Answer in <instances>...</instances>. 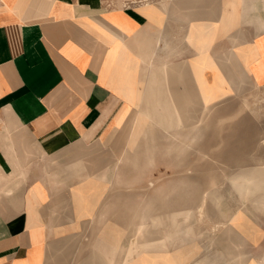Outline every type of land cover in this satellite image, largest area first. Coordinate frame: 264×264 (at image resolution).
I'll use <instances>...</instances> for the list:
<instances>
[{"label":"crops","instance_id":"1","mask_svg":"<svg viewBox=\"0 0 264 264\" xmlns=\"http://www.w3.org/2000/svg\"><path fill=\"white\" fill-rule=\"evenodd\" d=\"M252 88L264 95V0H0V264H264L247 215L264 195L232 188L230 213L215 190L217 220L203 202L142 216L125 245L106 211L111 171L154 129L181 153L208 99ZM206 219L216 250L200 256Z\"/></svg>","mask_w":264,"mask_h":264},{"label":"rangeland","instance_id":"2","mask_svg":"<svg viewBox=\"0 0 264 264\" xmlns=\"http://www.w3.org/2000/svg\"><path fill=\"white\" fill-rule=\"evenodd\" d=\"M226 94L222 92L221 97L208 99L215 104L198 113L201 120L196 131L178 130L181 135L196 136L193 142H187L189 146L184 151H175L179 149L176 141L157 128L148 135L140 150L127 153L123 162L111 171V204L106 211L110 210L112 222L117 225L121 245L126 244L130 228L142 223V216L143 222H149L162 213L186 210L195 213V208L205 202L204 213L211 220H217L212 201L216 194L205 197L213 189L217 190L224 207L230 213L236 212L243 202L233 193L230 183L245 190L258 188L250 195L243 191L240 200L264 195V95L253 88L241 94L233 90L224 97ZM237 174L241 175L230 181ZM150 181L154 183L152 189L147 187ZM245 208L251 211L249 203ZM247 215L255 224L264 226V216L255 212ZM212 226L207 219L197 226L202 234L200 256L216 250L210 241ZM224 227L214 234L222 233Z\"/></svg>","mask_w":264,"mask_h":264},{"label":"bare ground","instance_id":"3","mask_svg":"<svg viewBox=\"0 0 264 264\" xmlns=\"http://www.w3.org/2000/svg\"><path fill=\"white\" fill-rule=\"evenodd\" d=\"M141 102V101H140ZM244 104H247V101H244ZM150 125V124H149ZM146 131V130H145ZM177 131V130H176ZM147 132V131H146ZM177 133V132H176ZM144 134V133H143ZM143 134H142V139H143ZM146 134V133H145ZM170 134V133H169ZM172 135H173V133H172ZM171 135V136H172ZM145 136V135H144ZM175 136V135H174ZM182 137H184V136H182ZM187 137V136H186ZM145 138V137H144ZM188 138V137H187ZM181 139V138H180ZM179 139V140H180ZM189 139V138H188ZM190 140H192V139H190ZM182 141V140H181ZM182 144V143H181ZM180 147V146H179ZM185 148V147H184ZM184 148H181V150L182 149H184ZM184 151V150H183ZM234 184V183H233ZM233 188H235V190L239 193V195H240V197L242 198L243 197V191H246L247 193H248V195H250V194H252V193H254V192H256L257 191V189L258 188H249V189H247V190H245L244 188H242V187H238V186H236L235 184L233 185ZM215 190L216 189H213V190H211V191H209L208 193H207V195L205 196V197H209L210 195H212V194H214L215 193ZM178 201V200H177ZM205 203V202H204ZM219 203V202H218ZM260 204V203H259ZM263 206V205H262ZM202 205H200L199 207H198V210H199V213L201 212V210H202ZM204 208V207H203ZM196 209V208H195ZM198 212V211H197ZM144 217V216H143ZM197 218V217H196ZM201 218V217H200ZM148 219V218H147ZM181 220V219H180ZM184 220V219H183ZM186 220V219H185ZM141 224V223H140ZM147 224H148V222H147ZM150 225V224H149ZM136 226V225H135ZM138 227V226H137ZM190 227V226H189ZM133 229V228H132ZM167 229V228H166ZM135 230V229H134ZM171 230V229H170ZM130 231H133V230H130ZM139 231V230H138ZM144 231V230H143ZM181 231V230H180ZM134 232V231H133ZM159 232V231H158ZM171 232V231H170ZM141 233V232H140ZM153 233V232H152ZM174 233H176V232H174ZM182 233V232H181ZM172 234V233H171ZM130 235V234H129ZM136 235V234H135ZM143 235V234H142ZM145 235V234H144ZM174 235V234H173ZM107 236V235H106ZM156 236V235H155ZM168 236V235H167ZM230 236V235H229ZM133 238V237H132ZM178 238V237H177ZM217 238H219V237H217ZM140 239V238H139ZM135 240V239H134ZM171 240V239H170ZM181 240V239H180ZM130 241V240H129ZM143 241V240H142ZM146 241H148L147 239H146ZM131 242H133V241H131ZM145 242V241H144ZM109 243V242H108ZM135 243V242H134ZM170 243V242H169ZM215 243V242H214ZM133 244V243H132ZM177 244V243H176ZM170 245V244H169ZM127 246V245H126ZM218 246V245H217ZM221 246V245H220ZM123 247V246H122ZM127 248V247H126ZM125 248V249H126ZM129 248V247H128ZM132 248V247H131ZM131 248L127 251V260H128V256H130L131 254H132V251H134V250H131ZM219 248V247H218ZM122 249H124V248H122ZM243 249V248H242ZM172 250V249H171ZM121 251H124V250H121ZM120 251V252H121ZM183 251V250H182ZM241 251V250H240ZM120 252H119V254H120ZM137 252V251H136ZM173 252V251H172ZM124 253V252H123ZM218 253L220 254V252L218 251ZM122 254V253H121ZM121 254H120V256H121ZM126 254V253H125ZM185 254V253H184ZM217 254V253H216ZM124 255V254H123ZM123 255H122V259H123ZM221 255V254H220ZM156 255H154V257H155ZM162 256H164V255H162ZM179 255L177 254V256L176 257H178ZM117 257H119V256H117ZM131 257V256H130ZM181 257V256H180ZM207 257V256H206ZM217 257V256H216ZM242 257V256H241ZM126 258V257H125ZM133 258V257H132ZM165 258V257H164ZM168 258V257H167ZM208 258V257H207ZM219 258V257H218ZM119 259H121V258H119ZM154 259V258H153ZM176 259H178V258H176ZM182 259H183V256H182ZM208 259H210V257L208 258ZM215 259V258H214ZM221 259V258H220ZM219 259V260H220ZM97 260V259H96ZM165 260V259H164ZM173 260H174V258H173ZM202 260H204V259H202ZM216 260H217V258L215 259V262H216ZM218 260V261H219ZM233 260V259H232ZM177 261V260H176ZM211 261V260H210ZM223 261H225V260H222V262ZM110 262V261H109ZM156 262V261H155ZM180 262H181V260H180ZM205 262V261H204ZM220 262V261H219ZM221 262V263H222ZM235 262V261H234ZM120 263H121V260H120ZM125 263V262H124ZM168 263V262H167ZM201 263V262H200ZM221 263H219V264H221ZM95 264H102V261L100 262V261H97V263H95ZM115 264H116V262H115ZM128 264V263H127ZM181 264V263H180ZM196 264V263H195ZM199 264V263H198ZM210 264V263H209ZM217 264V263H216Z\"/></svg>","mask_w":264,"mask_h":264}]
</instances>
